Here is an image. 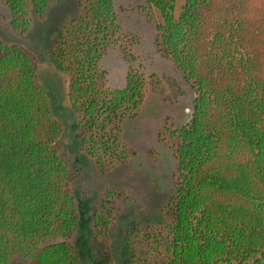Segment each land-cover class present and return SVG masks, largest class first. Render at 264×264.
Returning a JSON list of instances; mask_svg holds the SVG:
<instances>
[{"label":"trees","instance_id":"16d2710c","mask_svg":"<svg viewBox=\"0 0 264 264\" xmlns=\"http://www.w3.org/2000/svg\"><path fill=\"white\" fill-rule=\"evenodd\" d=\"M0 1L26 39L56 0ZM142 1L159 15L158 54L195 98L190 121L159 136L176 165L174 193L158 222L124 232V264H264V0H184L179 12L178 0ZM75 2L78 15L45 57L67 79L81 165L86 156L106 176L138 157L124 123L148 93L174 85L177 98L182 85L142 72L114 0ZM110 50L128 65L124 88L111 87L101 65ZM63 132L36 56L0 38V264H115L119 206L130 193L100 190L91 237H79L72 186L83 169L62 158Z\"/></svg>","mask_w":264,"mask_h":264},{"label":"rangeland","instance_id":"374dc122","mask_svg":"<svg viewBox=\"0 0 264 264\" xmlns=\"http://www.w3.org/2000/svg\"><path fill=\"white\" fill-rule=\"evenodd\" d=\"M114 1L123 31L137 40L133 50L142 72L147 76L176 80L182 85V94L177 98L171 96L176 90L174 85L167 94L148 93L139 117L124 123V140L135 149L138 157L121 170L106 176L99 175L86 156V162L83 161L81 165L82 155L78 151V138L73 130L74 118L66 108H69L67 79L58 74L45 57L57 36L56 32L78 15L75 0H56L48 21L35 26L26 39L13 32L10 12L0 1V38L6 43L21 45L36 56L40 80L49 91L56 118L64 126L61 156L70 166L79 163L82 166L83 175L72 186L80 214L79 237H91V214L99 203L100 190L125 188L129 191L131 202L120 204L118 226L114 232L115 264H124V232L131 226L144 227L158 222L164 202L174 193L173 173L176 165L170 150L159 136L168 128L179 129L190 121L195 95L171 62L157 52L155 40L159 15L154 8L142 0ZM183 2L178 0L177 12ZM145 5L149 6V11L143 14L140 8ZM101 65L108 73L111 87H125L128 65L115 50L109 51ZM101 252L98 249L97 254L101 255ZM13 264L24 262L17 260Z\"/></svg>","mask_w":264,"mask_h":264}]
</instances>
